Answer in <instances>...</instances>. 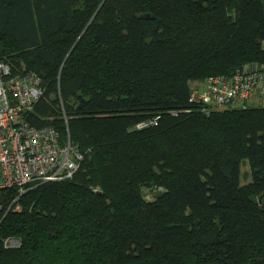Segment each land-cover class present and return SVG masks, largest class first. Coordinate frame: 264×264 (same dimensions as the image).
Returning a JSON list of instances; mask_svg holds the SVG:
<instances>
[{"label": "trees", "instance_id": "trees-1", "mask_svg": "<svg viewBox=\"0 0 264 264\" xmlns=\"http://www.w3.org/2000/svg\"><path fill=\"white\" fill-rule=\"evenodd\" d=\"M0 60L39 74L28 118L82 153L0 190V264H264V105L188 102L189 79L264 63V0H0Z\"/></svg>", "mask_w": 264, "mask_h": 264}, {"label": "built area", "instance_id": "built-area-1", "mask_svg": "<svg viewBox=\"0 0 264 264\" xmlns=\"http://www.w3.org/2000/svg\"><path fill=\"white\" fill-rule=\"evenodd\" d=\"M42 92L38 73H12L10 65L0 60V190L11 187L21 194L30 183L71 177L79 166L82 153L68 135L61 138L55 126L28 118ZM253 99L264 105V63H244L230 74H210L189 85L188 102L205 113L244 107ZM153 122L155 118L136 126ZM19 194L6 210L19 209L14 202ZM16 242L11 237L3 241L4 246Z\"/></svg>", "mask_w": 264, "mask_h": 264}, {"label": "rangeland", "instance_id": "rangeland-1", "mask_svg": "<svg viewBox=\"0 0 264 264\" xmlns=\"http://www.w3.org/2000/svg\"><path fill=\"white\" fill-rule=\"evenodd\" d=\"M201 79L202 78L193 79V80L189 79V81H188L189 85L193 84L195 82H198ZM60 105H61V109L63 112L64 110H63V105H62L61 101H60ZM256 105H258V102L255 99H253V101L251 103H249V106H256ZM250 180H251V173H250L249 163L247 162L246 159L241 160V162H240V183L245 184V183L249 182ZM159 191H160V188H155V187H152V188L151 187H144L143 188V194H144L145 198H147V199H153L155 194Z\"/></svg>", "mask_w": 264, "mask_h": 264}, {"label": "water", "instance_id": "water-1", "mask_svg": "<svg viewBox=\"0 0 264 264\" xmlns=\"http://www.w3.org/2000/svg\"><path fill=\"white\" fill-rule=\"evenodd\" d=\"M262 195H264V192L262 193ZM263 208H264V203L262 204Z\"/></svg>", "mask_w": 264, "mask_h": 264}]
</instances>
